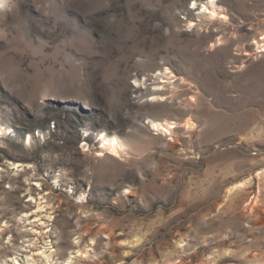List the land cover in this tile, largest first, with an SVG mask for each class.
Here are the masks:
<instances>
[{
    "label": "rangeland",
    "instance_id": "374dc122",
    "mask_svg": "<svg viewBox=\"0 0 264 264\" xmlns=\"http://www.w3.org/2000/svg\"><path fill=\"white\" fill-rule=\"evenodd\" d=\"M211 1L1 0L0 264H264V0Z\"/></svg>",
    "mask_w": 264,
    "mask_h": 264
},
{
    "label": "bare ground",
    "instance_id": "6f19581e",
    "mask_svg": "<svg viewBox=\"0 0 264 264\" xmlns=\"http://www.w3.org/2000/svg\"><path fill=\"white\" fill-rule=\"evenodd\" d=\"M213 3V0L211 1ZM2 4L1 0H0V5ZM207 12L211 13L212 15H216L215 12H213L212 10H209L207 7ZM256 45L258 46L257 49L264 47V37L260 38V40L255 41ZM246 56H252L253 53L251 52L250 49H246L245 52ZM165 81V80H164ZM167 81V80H166ZM143 84H146V82H144ZM159 97H155V99H158ZM161 99V98H159ZM177 126V124L175 122H170V121H164V122H155L154 123V128L156 130L162 131V132H171L173 128H175ZM102 149L105 151H108L110 154H112L113 156H118L120 154V152L123 150V148L125 147V143L118 137H107L105 135H102ZM245 184H241V186H244ZM69 260V259H68ZM66 261V260H65ZM68 264V262H67Z\"/></svg>",
    "mask_w": 264,
    "mask_h": 264
}]
</instances>
